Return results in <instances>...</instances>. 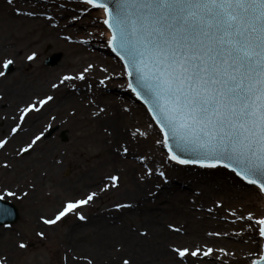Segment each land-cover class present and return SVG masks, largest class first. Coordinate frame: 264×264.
I'll return each mask as SVG.
<instances>
[{
  "label": "snow or ice",
  "instance_id": "1",
  "mask_svg": "<svg viewBox=\"0 0 264 264\" xmlns=\"http://www.w3.org/2000/svg\"><path fill=\"white\" fill-rule=\"evenodd\" d=\"M13 5L15 0H7ZM84 6L78 14L70 17L69 23L80 21L95 9L99 17L93 26L102 24L98 33L104 45L111 49L121 62L119 73L110 72L100 65L103 76L95 84L89 82L97 65L87 63L79 71L64 74L50 88L76 89L75 81L86 83L89 93L94 87L107 88L109 83L123 79L127 89L147 108L151 122L146 127L134 125L126 128V139L115 140L113 131L105 126L106 143L121 160L133 156L139 164L138 180L141 183L158 176L167 183L165 166L176 164L184 169H202L200 175L212 177L231 174L233 187L239 190L251 185L259 207L226 204L223 198H213L205 207L195 197L203 196L196 190L190 201V211L206 213L213 218L218 210L224 215L219 219L234 227L231 231H205L202 241L180 244L170 242L166 246L172 264H230L237 258L234 250L217 247L215 241L236 238V243L248 246L243 253L247 264H264V0H79ZM61 9L65 8L60 4ZM17 16L42 18L52 29L60 27L57 18L45 10L15 8ZM67 25H65L66 27ZM88 38L73 40L71 36L61 38L69 43L88 45ZM39 58L37 51L26 56L28 62ZM12 58L0 63V78H6ZM124 87V85H120ZM3 99V97H0ZM87 99L90 116L104 120L112 114L111 109L97 102L94 95ZM55 97L51 94L36 96L23 106H18L11 117L13 125L0 138V153L7 154L10 138L15 139L25 130L32 114L44 111ZM123 113H130L127 105H121ZM69 115L75 116L73 109ZM7 119V117H0ZM57 117L49 116L41 130L35 132L20 147L0 162V169L14 171V160H23L55 131L53 122ZM155 135L153 147L160 152L162 162H156L152 149L136 154L132 145L148 141ZM61 163V161H57ZM220 170H224L221 172ZM46 175V173H45ZM122 176L119 171L104 175L98 191H85L79 198H68L51 215H40L38 222L55 228L65 219L75 217L87 221L83 214L103 193L119 190ZM161 185L155 184L157 192ZM27 190L13 191L0 188V201L5 197L26 199L30 191L36 190L34 182H28ZM157 192L149 191L155 197ZM117 211L132 209V202L116 203ZM12 209L0 203V220L11 217ZM202 219L203 217H196ZM169 233L176 237L187 236L183 224L167 223ZM41 239H47L45 231H37ZM140 237H148L147 229L137 230ZM16 247L26 249L21 239ZM114 251H123V245L114 246ZM73 260L94 264L90 256H78L72 251ZM68 259L66 253L64 260ZM0 264H8V257L0 255ZM121 264H132L129 257H122Z\"/></svg>",
  "mask_w": 264,
  "mask_h": 264
},
{
  "label": "bare ground",
  "instance_id": "2",
  "mask_svg": "<svg viewBox=\"0 0 264 264\" xmlns=\"http://www.w3.org/2000/svg\"><path fill=\"white\" fill-rule=\"evenodd\" d=\"M60 4H64L66 7L61 9L59 7ZM82 7L83 6L76 0H15L13 5H9L7 0H0V63H2L4 58H12L15 61L13 65H15L16 70L14 75L0 78V97H3V99H0V117H7V119H0V128L2 127L6 130L8 128L10 129L13 125L11 117L16 114L17 107L25 105L27 102H30L32 98L43 96L45 94H51L55 97L54 102L44 111L39 114H32L31 118L27 120L25 130L15 139H11L8 148H11L13 143V148H16L17 144L22 146L24 142L21 141L24 139L28 140L31 135L41 130L47 123H49V116L51 115L57 117L56 121L53 122L56 125L60 124L61 126H65L77 121L79 122V124H77L79 127L75 139L76 141L72 146L84 149L92 144H103L102 147L104 150L108 151L109 149L107 160L102 162L99 169H94L87 173L89 180L95 183H88V187L90 188H88L87 191H98V185L102 179L100 173L101 170H105L106 166L113 165L115 170L129 177V182L135 186L132 191L122 193L127 195L124 199L118 200V203L132 202L135 204L134 208L128 209L130 213L137 210L138 205L145 208V210H143L144 212L147 211L148 208L146 209V207H148L149 203L154 206V213H152L154 219L158 208H161V210L169 214L171 217L176 218L175 215L177 213L179 215L178 218H181L178 224H183L187 229L188 235L185 237L194 242L204 239V228L213 227L231 231L236 226L226 224L219 219L220 216L224 215L223 210L217 211L215 214L216 218L208 216L206 213H194L190 211V201L194 198L193 193L198 189L203 191V196L195 197V199L205 207L210 206L211 200L215 195L223 198L226 204L239 206L241 203H244L248 207H258L261 202L255 200L256 197L251 195L250 189L238 190V186L233 187L230 182L223 183L222 181H217V183L213 182L209 184L210 186H203L201 184L203 181H197L199 172L195 174L183 173L181 172L182 167H178L175 170V175L170 177L168 182L163 186L161 185L158 192L155 187L152 189L149 188L150 184L148 183H150L152 179L145 183H139L136 176L133 174L134 171L139 170V164L134 160L133 156H129L125 160H121L119 157L115 156L113 153V147L106 143L108 138L103 132V127L107 126L113 131L115 140H121L127 138V134L124 131L126 128L134 125L146 127L143 118L140 116L141 114L139 115L138 112H135L129 105L128 98L124 95H102V88L98 87H94L93 92L89 93L86 83L82 81L74 82L77 86L76 89L63 86L58 90H52L50 88L52 83L58 82L60 76L75 73L89 62L97 65V71L92 73L89 80V82L93 84L103 76V73L98 71L100 65L108 67L110 72L119 73L117 65L113 62L106 61L104 64H100L99 52L94 49L95 45L98 44H96V40H99L100 38L98 30L93 28L92 21L97 18L94 16L93 12H91L90 15L83 17L80 21L69 23L71 15L78 14ZM15 8H22L24 10H45L57 18L60 27L54 30L40 17L28 18L17 16L15 14ZM65 25L67 26L65 27ZM88 32L94 34L89 38L90 42L88 45L69 43L61 38L66 35L71 36L73 40L88 38ZM48 43L53 44L56 48L63 51L64 57L62 61L59 62L60 64L55 68L40 71L38 69V64H36V61L40 58L35 62H28L26 56L31 51H37L40 56L42 54V47L44 48ZM109 87H120V81L115 80L109 83L108 88ZM90 95H94L98 103L108 106L112 111V114H110L107 119L99 121V131H94L93 134H89L84 128L86 120L92 119L86 99ZM121 105H127L131 109L130 113H123L121 111ZM73 109L76 112L75 116L69 115ZM42 145L43 144H40V146ZM133 146L134 144L131 147L133 148ZM13 148H11L12 150L7 151V154L0 153V160H3L5 155H10ZM49 148L51 147H47L46 150ZM149 149H152L156 162H161L162 156L160 152L153 147H146L143 149L134 148L132 151L133 153H136V151L139 152L136 154H142ZM49 158L52 164L48 163L47 168L50 173H55L57 168H60L57 165L60 163H57V161H61V157L53 154L46 157V159ZM7 173V171L0 169L1 178H5ZM45 173V171H41V176L39 177L38 175L36 179L34 178L32 180V182H34L36 186L43 183L47 175V173L46 175ZM224 177L225 175H222V178ZM179 182L184 185L187 184V189L183 188L182 185H179ZM154 190L157 192L156 196H149L148 192H154ZM107 193L101 194L98 199H101ZM75 198H79V196ZM118 198L122 197L118 196ZM57 200L58 199L53 201L50 206L52 207L59 204V200ZM115 204L116 203L114 202L110 203L109 210L103 209V212L114 214L112 216L115 218V214L119 213V211L113 207ZM163 211H160V213ZM201 216L203 217L202 219L196 218ZM85 222L89 221H78V223H84V226H81L82 230L75 229L78 226H74L72 232L75 230V233H79V237L89 238L87 235L88 228L93 227L96 231V236L95 239L89 243V247L96 253V255L101 256L105 254L106 264L118 263V258L121 255L133 258L132 264H146L143 260L147 257V254L151 255L153 259L152 262L158 261L161 264H172L171 257L168 256L166 252V246L169 243L168 240L181 239V237H176L168 231L151 233L155 228L151 229L148 237H140L129 229L128 226H130V224L126 227L122 226V230L120 231L117 227H111L106 224L105 220L97 222L96 225H93L91 222L86 225ZM157 223L159 224L160 222L158 221ZM33 225L37 227L38 231H41V228L48 229L41 225L38 222V219L33 222ZM206 231L210 230L208 229ZM160 234H163L164 238H159L160 236L158 235ZM235 239L236 238L233 237L230 242L226 238H223L215 242L223 243L225 245H238L242 249L248 250L247 245L236 243ZM114 240H119L121 242L119 245H123V251L116 252L113 250L114 246H116L114 245L112 247L111 245ZM158 243H160L159 246H163L164 249L160 250V248L157 247ZM8 246L12 249L10 245ZM120 262L121 259L119 263Z\"/></svg>",
  "mask_w": 264,
  "mask_h": 264
},
{
  "label": "rangeland",
  "instance_id": "3",
  "mask_svg": "<svg viewBox=\"0 0 264 264\" xmlns=\"http://www.w3.org/2000/svg\"><path fill=\"white\" fill-rule=\"evenodd\" d=\"M80 5H82L79 0H76ZM83 6V5H82ZM66 7V6H65ZM84 7V6H83ZM94 16L99 17V12L95 9H92ZM99 24V23H97ZM94 29L100 31L104 30L102 24L96 25L93 27ZM98 43V44H97ZM96 44L94 49L99 52V59L101 61L100 64H104V62H113L117 65L119 72L121 71V62L117 60L114 56L113 52L110 48L104 45V42L101 39L96 40ZM42 54L39 56V60L36 61L38 64V69L41 70H51L58 66L64 57L63 51L59 48H56L53 44L48 43L44 48L42 47ZM60 54L61 58L60 61L57 62L56 65L48 66L45 64L46 60L53 54ZM106 59V60H105ZM99 64V65H100ZM12 69L8 70L7 76H12L16 73L15 65H10ZM9 66V67H10ZM120 81V85H124V87H115V89H119L125 91L126 82L123 79L118 80ZM129 100V105L133 108V110L138 112V114L143 118L144 123L147 125L151 122L150 117L147 114L145 107H136V101H130V95H124ZM100 120H86L84 128L87 132L92 133L94 131H99L98 126L100 125ZM79 122L75 121L70 125L61 126L56 125L53 123L54 126V133L51 134L47 139H45L41 144L42 146H38L36 151L31 153V155H25L23 160H14L13 163L15 165L14 171L8 172L5 178L0 177V188L2 187H10L13 191H23L27 190L25 188L28 182H32V180L41 176V171H45L47 173L45 177V181L41 184L36 186L35 191H30V195L24 199H16L12 197H5L8 200L13 201L20 210V220L17 223L11 225L10 227H0V255H4L8 257V264H84L83 261L80 260H73L72 258V251L74 250L78 256H90L94 260V264H106L105 259L106 256L104 255H96L94 251H92L89 247V243L95 239L96 231L93 227L88 228V237H79V233H75V230L72 232L74 226H78L75 229L82 230L81 226H84V223H78V220L75 217H71L65 219L63 223H59L53 229H46L41 228L42 231H45L47 239H41L36 235L38 231L37 227L33 225L34 221H37L40 215L51 216L60 206L61 202L68 198H73L79 196L78 194L83 193L88 190V183H93V181L89 180V176L87 173L93 171L94 169H99L102 162L107 160L108 151L103 149V144L101 145H90L87 148H76L74 142L76 141L77 132H78V125ZM9 129V128H8ZM5 128H0V138L3 137V134L8 133L9 130ZM34 133V131H33ZM65 133L67 136L66 140L62 139V134ZM155 139V135L153 134L150 136L148 141H141L140 144L137 146L134 144L133 148H146V147H153V141ZM11 141V138H10ZM27 139L21 141L26 142ZM20 142V143H21ZM11 143V142H10ZM9 143V145H10ZM22 144V143H21ZM8 145V146H9ZM20 144H17L19 147ZM14 147V143L12 147ZM16 147V148H17ZM47 147H51L48 150ZM8 148V151L12 150ZM154 148V147H153ZM14 149V148H13ZM136 153H139L136 151ZM56 154L61 157V163L57 164L60 168H57L55 173H50L47 165L51 163L50 158L46 159L48 155ZM3 160H0L2 162ZM47 162V163H46ZM162 162V161H161ZM52 164V163H51ZM171 164L165 166V172L167 175V180L170 177L175 175V170L178 167H170ZM117 172L113 165L106 166L105 170H101L102 177L107 174H112ZM138 172L134 171V176H136L138 180ZM122 176L121 187L119 190H114L108 192L105 196L101 199H98L95 204H93L89 208H85L83 210V214L88 217V221L96 225L97 222L105 220V223L111 227H117L120 231L122 230V226L126 227L130 224L129 229L136 233L137 230H144L147 229L148 232H151V229L155 228L153 232H166L168 231L165 227L167 223H174L178 224L181 218H178L179 215L176 213V218L171 217L169 214L158 208L155 219L152 217L154 213V206L151 203L148 204L147 211L145 208H142L141 205L137 206V210L130 213L127 210H121L118 214H115V218L112 216L114 214L104 213L103 209L109 210L110 203H118V200L124 199L127 195L122 193L132 191L135 186L129 182V177L123 175L119 172ZM50 177V179H49ZM221 181L223 183L230 182L228 180V176L225 175L222 178L220 175ZM140 183V181L138 180ZM217 183V181H203L201 184L203 186L209 185L211 183ZM220 182V181H218ZM164 185L163 179L158 176H154L151 180L149 188L155 187V184ZM231 183V182H230ZM179 185H182L183 188L187 189V184L184 185L183 183L179 182ZM210 186V185H209ZM182 188V189H183ZM239 188V184L238 187ZM246 190L251 191V195L255 196L258 202V198L255 192L252 190V187H245ZM185 190V189H184ZM239 190V189H238ZM218 191V189H217ZM156 192V190H154ZM127 194V193H125ZM192 195V194H191ZM121 196L122 198H118ZM213 198H221L215 195ZM212 198V199H213ZM59 200V204L56 206L52 205L53 201ZM57 200V201H58ZM189 201V199H188ZM162 206V205H161ZM257 207V206H255ZM259 207V206H258ZM167 210V209H166ZM159 211V212H158ZM160 211H163L160 213ZM175 213V212H174ZM160 222L159 224L157 222ZM89 222H85L86 225ZM129 222V223H128ZM128 223V224H127ZM161 225V226H160ZM221 230L219 228H204L203 230ZM159 238H164L163 234L158 235ZM23 240L27 245L26 249L20 250L16 247V244L19 240ZM228 241H232L229 238H226ZM6 241V242H5ZM200 241H202L200 239ZM168 242H177L180 244L185 243H192L190 239H187L185 236H181L179 240H168ZM8 243V244H6ZM119 240H114L112 242V247L114 245L120 244ZM216 243V242H215ZM10 245L12 249L9 248ZM158 246L160 250L164 249L163 246ZM217 247H225L228 250H234L236 252V256L238 259L234 261H230V264H247V260L244 258L243 253L246 252V249H242L238 245H225L223 243H216ZM68 255V259L65 262L64 257ZM129 257L126 255H121L118 258L119 263L121 257ZM133 263V258H131ZM152 257L150 254H147V257L143 260L146 264H161L158 261L152 262Z\"/></svg>",
  "mask_w": 264,
  "mask_h": 264
},
{
  "label": "water",
  "instance_id": "4",
  "mask_svg": "<svg viewBox=\"0 0 264 264\" xmlns=\"http://www.w3.org/2000/svg\"><path fill=\"white\" fill-rule=\"evenodd\" d=\"M59 59H60V55H54L53 57H51V58H49L47 60V64L54 65L56 62L59 61ZM101 92H102V95H130V101H136V107H145L144 105H142L139 102L137 97L130 90H128L127 88H125V91H122V90H119V89H115V88H111V87L108 88L107 87V88H102ZM146 111H147V108H146ZM170 167H181V166L176 165V164H171ZM220 171L224 172V170H220ZM181 172L190 173V174H195V173L199 172L198 177H197V181H221L220 175L207 177V178L202 176V175H200L201 173L204 172V170H202V169L189 170V169L182 168ZM223 175H227L228 176V178H229L228 180H230V182H231V184L233 186L234 177L231 174H227V173H225ZM236 186H238V184ZM245 187H250V186L245 185ZM0 203L5 204L8 208L12 209V211H13V215L11 217H8V218H5L3 220H0V225L1 224H5V223H12L13 221H16L18 219V211H17V209L10 203H4V202H1V201H0Z\"/></svg>",
  "mask_w": 264,
  "mask_h": 264
}]
</instances>
